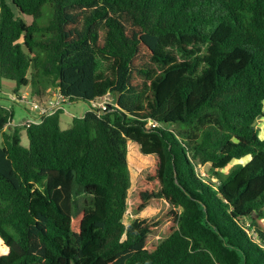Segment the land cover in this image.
<instances>
[{"label":"trees","instance_id":"trees-1","mask_svg":"<svg viewBox=\"0 0 264 264\" xmlns=\"http://www.w3.org/2000/svg\"><path fill=\"white\" fill-rule=\"evenodd\" d=\"M9 2L0 80L89 110L0 105V264H264V0Z\"/></svg>","mask_w":264,"mask_h":264},{"label":"rangeland","instance_id":"rangeland-1","mask_svg":"<svg viewBox=\"0 0 264 264\" xmlns=\"http://www.w3.org/2000/svg\"><path fill=\"white\" fill-rule=\"evenodd\" d=\"M10 0H7L8 3ZM19 15V14H17ZM27 23L31 22V18H29L26 15L21 16ZM16 89V84L12 81L0 80V105L4 106L5 108L11 110L13 112V120L12 123L20 122L22 120H28L31 117H33L36 113V111L32 110V103L36 102L40 107L50 108V104L46 103V100H49V97L43 99L45 101L44 103H40L41 101L32 99L29 95L30 87H24L20 88L18 91L19 95L24 97L22 102L15 103L14 98V91ZM19 99V98H18ZM111 99L113 100V97L111 96ZM60 108L62 109V113L60 114V123L59 126L62 130H66L71 126L72 119L74 117H81L83 116L88 110L89 106L83 102H76V101H65L61 103ZM255 127L257 129L258 135L260 137L264 136V117L257 118L255 122ZM8 128V127H7ZM21 144L24 147H28L29 141L26 136L25 130H21ZM127 158H128V164H129V170L131 172V177H136L140 171L146 167H149L152 165L153 160L151 157L142 155L140 153L139 147L136 143H133L131 141L127 142ZM250 157L242 158L241 160H235L233 161L226 170L235 163H242L245 164ZM205 170L201 169V173L205 174ZM155 211L152 209H147L143 212L142 215L150 216ZM133 219L132 215L126 216L124 219L125 224H129L131 220Z\"/></svg>","mask_w":264,"mask_h":264},{"label":"built area","instance_id":"built-area-1","mask_svg":"<svg viewBox=\"0 0 264 264\" xmlns=\"http://www.w3.org/2000/svg\"><path fill=\"white\" fill-rule=\"evenodd\" d=\"M14 98H16L15 99L16 102H22V100L24 99V97H21L20 99H18L15 96H14ZM111 101H112V99H111L110 94H106L101 100L92 101L90 103H91V107L93 109L99 110L98 111V113H99L101 111L108 110L110 104H112ZM63 102H64L63 98L58 96V95H56L53 100H49V104L51 106V109H53V110H56V109L60 108V105ZM32 110H38V112H41V113H46L47 112L46 108L40 107L37 103H33L32 104ZM31 122H35V121L30 120V121H27L26 124L29 125V124H31ZM201 174L205 176L204 173H201Z\"/></svg>","mask_w":264,"mask_h":264},{"label":"clouds","instance_id":"clouds-1","mask_svg":"<svg viewBox=\"0 0 264 264\" xmlns=\"http://www.w3.org/2000/svg\"><path fill=\"white\" fill-rule=\"evenodd\" d=\"M57 95V94H56ZM56 95H54V96H56ZM49 100H46V102H47V104H49V102H48ZM16 102V101H15ZM19 103V102H18ZM33 103H36V102H33ZM32 103V104H33ZM44 103V102H43ZM42 108H45V107H42ZM47 109V112L46 113H51V112H53L54 110L53 109H51V108H46ZM33 111H36L37 113H39V114H41V115H39L40 117L42 116V114H45V113H41V112H38V110H33ZM40 117H37V118H35V117H31L28 121H30V120H32V121H35V122H40ZM20 122H23V120L22 121H20Z\"/></svg>","mask_w":264,"mask_h":264},{"label":"crops","instance_id":"crops-1","mask_svg":"<svg viewBox=\"0 0 264 264\" xmlns=\"http://www.w3.org/2000/svg\"><path fill=\"white\" fill-rule=\"evenodd\" d=\"M54 95L51 97V98H49V100H53L54 99ZM49 102V101H48ZM47 103V102H46ZM51 108V107H50ZM49 109V108H48ZM36 114L33 116V117H35V118H37V117H40L39 115H41V114H39V113H37V112H35ZM259 137H260V135H259ZM261 139H264V136H262V137H260Z\"/></svg>","mask_w":264,"mask_h":264}]
</instances>
